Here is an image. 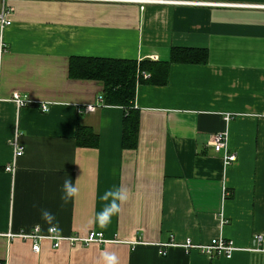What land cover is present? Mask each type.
<instances>
[{"label": "crops", "instance_id": "crops-1", "mask_svg": "<svg viewBox=\"0 0 264 264\" xmlns=\"http://www.w3.org/2000/svg\"><path fill=\"white\" fill-rule=\"evenodd\" d=\"M187 1L200 2L0 0L11 20L0 23L4 264H106L105 253L118 264H264V252L247 248L254 233L264 235V8L237 4L264 0ZM173 48L205 53L171 60ZM73 58L169 61L164 83L150 80L148 69L137 72L133 147L122 143L126 108L104 103L101 79L71 73ZM14 92L32 103L16 104ZM78 125L96 141L80 143ZM217 131L237 152L228 165L210 143ZM13 142L24 148L17 157ZM66 179L78 195L64 203ZM120 188L128 198L105 224L98 214L111 198L101 197ZM45 209L52 223L41 218ZM36 224L65 236L98 230L109 241L62 239L53 247L44 238L34 251L31 239L7 235ZM215 236L234 241L230 256L160 246Z\"/></svg>", "mask_w": 264, "mask_h": 264}, {"label": "trees", "instance_id": "trees-1", "mask_svg": "<svg viewBox=\"0 0 264 264\" xmlns=\"http://www.w3.org/2000/svg\"><path fill=\"white\" fill-rule=\"evenodd\" d=\"M204 50L197 48H173L171 60L198 61L204 57ZM169 61H136L132 59L111 58H73L70 62V72L81 69L90 76L101 79L104 87L103 100L108 104H120L126 108L123 121L122 143L124 146L133 147L136 144L138 128V111L134 107L136 83L141 80L137 72L141 69L150 71V80L164 83L168 76ZM142 76V75H141ZM78 136L81 131L82 138L78 141H96L97 134L88 127L77 126ZM0 264H4L0 260Z\"/></svg>", "mask_w": 264, "mask_h": 264}, {"label": "built area", "instance_id": "built-area-1", "mask_svg": "<svg viewBox=\"0 0 264 264\" xmlns=\"http://www.w3.org/2000/svg\"><path fill=\"white\" fill-rule=\"evenodd\" d=\"M180 1L187 3L200 2V1H187V0H183V1L180 0ZM210 3H216V2H210ZM228 4H234V3L228 2ZM237 4H244L248 6L264 8V3H237ZM9 9L2 7V9L0 10V23L2 27L11 22L10 19L5 17V14ZM11 98L16 102V104L20 106L28 105L32 103V101H30L29 99L20 96L18 92H14ZM34 104H36V106H38L42 111H46L49 107V101H38ZM93 107L94 106L91 104H88L86 106V108L88 109H91ZM228 118L229 116L226 115L225 119ZM13 143H14V157H17L23 153L24 148L22 147V145H19L18 142H13ZM210 143L212 144L214 150L222 151V161L224 165H228L236 160L237 152L229 148L225 131H217L212 133ZM5 169L12 170L13 165L7 163L5 165ZM7 235L8 236L16 235L21 238L31 239L32 249L34 251L39 250L40 241L44 238L49 239L53 247H57L62 239H67L71 244H74L76 242L89 243L91 241H97V242L109 241V238H106L102 233V231H98V230L90 231L87 235L84 236L76 235V234L65 236L59 231V229L55 225H50L47 228L43 229L39 224L33 225L29 229H22L17 232L8 231ZM171 245L181 246L186 251L198 250L201 253H204L208 256H216V255L230 256L234 251V249H236V245L234 241L230 238H226L223 236L212 237L209 241L205 243L194 242L189 237L181 241L169 239L168 241H164L160 243V246L162 247L163 246L168 247ZM247 248L249 251L264 252V235L262 233H254V235L251 238L250 244ZM159 252L165 254L166 249L161 248L159 249Z\"/></svg>", "mask_w": 264, "mask_h": 264}, {"label": "clouds", "instance_id": "clouds-1", "mask_svg": "<svg viewBox=\"0 0 264 264\" xmlns=\"http://www.w3.org/2000/svg\"><path fill=\"white\" fill-rule=\"evenodd\" d=\"M62 191L63 195L61 199L64 203H67L70 199H73L78 195V189L73 185L71 179H66L64 181ZM109 198H111L110 203L98 214V219L102 220L105 224L109 222L112 215L119 213L120 204L125 202L128 198L127 191L123 188L117 189L116 191L106 190L101 199L107 201ZM41 218L48 223H52L55 220L54 214L46 209L42 210ZM104 259L106 264H118L117 257L114 254L105 253Z\"/></svg>", "mask_w": 264, "mask_h": 264}]
</instances>
